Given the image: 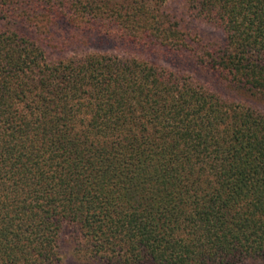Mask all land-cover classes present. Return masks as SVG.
<instances>
[{
	"label": "trees",
	"instance_id": "trees-1",
	"mask_svg": "<svg viewBox=\"0 0 264 264\" xmlns=\"http://www.w3.org/2000/svg\"><path fill=\"white\" fill-rule=\"evenodd\" d=\"M65 227L90 264H264V0H0V264Z\"/></svg>",
	"mask_w": 264,
	"mask_h": 264
},
{
	"label": "rangeland",
	"instance_id": "rangeland-1",
	"mask_svg": "<svg viewBox=\"0 0 264 264\" xmlns=\"http://www.w3.org/2000/svg\"><path fill=\"white\" fill-rule=\"evenodd\" d=\"M204 30L208 35L219 36V32L212 27L204 26ZM72 234L69 227H65L61 232L60 236V248L62 252V263L61 264H90L87 263L88 260L82 255H78L75 250H73L72 245Z\"/></svg>",
	"mask_w": 264,
	"mask_h": 264
}]
</instances>
